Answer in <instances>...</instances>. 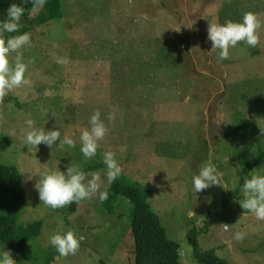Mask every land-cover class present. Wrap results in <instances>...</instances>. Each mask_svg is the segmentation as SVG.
Returning <instances> with one entry per match:
<instances>
[{"label":"rangeland","instance_id":"rangeland-1","mask_svg":"<svg viewBox=\"0 0 264 264\" xmlns=\"http://www.w3.org/2000/svg\"><path fill=\"white\" fill-rule=\"evenodd\" d=\"M62 1L59 18L31 29V46L22 56L30 62L29 83L0 98V165L16 167L27 192L18 223H44L42 236L27 252L54 254V264H134L126 199L116 216L98 197L82 201L72 214L71 204L57 209L43 205L36 189L44 173L101 165L88 172H100L102 190L108 191L112 183L106 181L101 154L112 151L121 175L150 191L152 210L168 237L181 246V264H198L196 248L214 250L229 264H264V221L238 202L242 170L253 161L259 162L255 170L264 167V29L258 47L238 45L225 60L209 53L208 40L210 23L239 21L249 11L262 13L264 21V0ZM178 41L189 44V53L181 55L191 58L187 70L194 80L182 87H196L194 99L203 92L198 100L202 104L193 101L187 111L175 104L181 96L180 78L186 75H179L177 59L176 67L167 68ZM16 56L10 54V63ZM189 102L190 97L185 99ZM97 109L109 131L97 155L85 159L79 137ZM29 119L38 128L59 129L62 136L69 129L75 147L27 145ZM13 130L14 138L9 136ZM207 162L222 173L220 185L195 194L192 177ZM229 192L235 197L228 195L224 203ZM3 195L0 208L8 201ZM12 206L10 201L0 210ZM69 229L85 240L76 255L62 257L49 237ZM236 231L246 233L242 241L232 238ZM12 258L16 261L13 253Z\"/></svg>","mask_w":264,"mask_h":264},{"label":"clouds","instance_id":"clouds-1","mask_svg":"<svg viewBox=\"0 0 264 264\" xmlns=\"http://www.w3.org/2000/svg\"><path fill=\"white\" fill-rule=\"evenodd\" d=\"M32 11H37L44 7L46 0H32ZM24 8L12 4L7 10V17L0 20V33H19L17 35L4 38L0 35V98L6 96L13 90L27 85L29 80L26 76L29 63L22 60L20 52L25 46H31V35L28 32L20 33V21L24 16ZM262 13L245 12L239 21L226 20L223 24L210 23L208 27V40L212 42V50L217 52L221 60L230 58V49L238 45L256 48L260 43V32L264 29V21L260 19ZM17 53L14 62L10 63L11 53ZM111 122V115L107 116ZM25 141L27 145L38 148L44 144L49 148L53 146L61 147L68 145L75 147V141L71 138L69 129H65L63 136L59 129L38 128L33 120L26 122ZM89 127L80 133V152L85 159H91L97 155L99 142L102 141L108 131V125L101 118L100 110H95L89 118ZM10 137H15V131L9 133ZM57 141H59L57 145ZM103 163L106 166V181L113 183L122 172L119 161L112 151H105L102 154ZM222 173L217 166L211 162L203 164L197 174L192 177L193 192H202L213 185H220L219 177ZM32 177L30 176L29 179ZM104 181L100 172H88L76 166H68L65 171L57 170L44 173L39 177L36 189L42 204L52 209L63 208L72 203L98 197L101 203L109 198V192L102 190ZM241 199L238 200L240 206L247 212L252 213L259 221H264V167L253 170L248 177H245L239 189ZM194 215V211L190 213ZM228 229V225H223ZM246 233L236 231L232 238L235 241H242ZM85 236L78 234L76 230L69 229L66 232H57L49 237V244L55 248L62 257L76 255L81 247ZM0 264H16L12 258V253L0 249Z\"/></svg>","mask_w":264,"mask_h":264},{"label":"trees","instance_id":"trees-1","mask_svg":"<svg viewBox=\"0 0 264 264\" xmlns=\"http://www.w3.org/2000/svg\"><path fill=\"white\" fill-rule=\"evenodd\" d=\"M12 4L19 5L25 10L24 16L20 21V33H30L33 26L54 21L59 18L63 12L62 0H46L44 7L40 9L37 17L31 19V14L35 12L32 11V0H0V20L6 19L7 10ZM17 34L19 33L13 32L7 33L6 35L8 38ZM160 34L161 32H159L158 35ZM187 34L188 33H185V38ZM188 50V42L178 41L176 48L172 51V54H175L176 56L173 57L171 54L170 62L167 63V68L172 69L173 66H175L174 64L177 59V69L180 70L178 72L179 75H186L184 79L182 77L180 78L182 81L179 88L181 96L175 102V104H178L180 107L184 106L183 109L185 111L189 110V108L193 106V101L196 105L202 104L198 102V100L203 95V92L200 91L198 99H194L196 97L193 96V93L194 90H196V87L192 88L187 85L182 87L183 83L187 84L188 81L193 80V74L187 70L191 67L189 66L191 58L183 59L181 55L182 53L188 54ZM20 52L22 56L26 55L28 47L25 46L23 52L21 50ZM172 60H174V63ZM188 97L191 98V102L185 103V99ZM186 117L188 116L186 115ZM258 164V161H253L245 166L240 174L241 179L238 190L242 186L244 178L248 177L250 172ZM98 168H101V165L91 166L89 169L85 168L84 171L87 173L88 170L96 171ZM108 192L109 198L102 204L103 207L114 216L117 215L122 206L121 199H126L128 201V210L130 211L131 220L130 224L128 223L127 225L132 232V238L134 241V264H181V246L179 243L168 237L167 230L163 226L159 216L152 210L151 205L148 202L150 191L147 188L124 175H120L112 183ZM1 194H4L3 196L7 198L8 201L3 204L5 207L0 209L8 208L7 206L10 204V201H12V204L15 206H12V208L8 211L0 210V245L7 248L16 256V261H18L17 264H23L24 262H30L31 264H54L52 258L54 254L50 255L49 252L39 254L33 253L32 251L29 254L27 252L30 244L42 236L44 223L36 222L28 226H23L18 223L19 216L26 206L27 192L22 174L16 167L11 165H0V196ZM234 194V192H229L226 195L224 203L227 202L228 195L230 198H234ZM81 204L82 202L72 203L70 206V213H76ZM214 206L215 203L213 204V207ZM70 225L74 226L73 224ZM193 231L194 229L191 231V234ZM123 235H125V231L123 232ZM196 251L198 264H229L225 259L220 258L214 250L199 252L196 248Z\"/></svg>","mask_w":264,"mask_h":264}]
</instances>
